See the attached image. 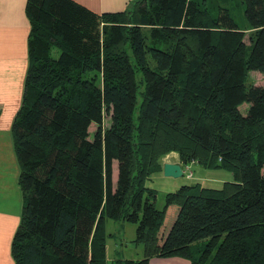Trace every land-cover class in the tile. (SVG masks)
<instances>
[{"label": "trees", "instance_id": "obj_1", "mask_svg": "<svg viewBox=\"0 0 264 264\" xmlns=\"http://www.w3.org/2000/svg\"><path fill=\"white\" fill-rule=\"evenodd\" d=\"M243 3L246 27L199 0L104 13L26 0L28 68L11 128L23 194L14 264H106V219L136 223L143 246L142 258L115 264H264V85L247 83L264 72V0ZM172 151L182 168L197 160L231 177L184 184L159 209L146 182Z\"/></svg>", "mask_w": 264, "mask_h": 264}, {"label": "crops", "instance_id": "obj_2", "mask_svg": "<svg viewBox=\"0 0 264 264\" xmlns=\"http://www.w3.org/2000/svg\"><path fill=\"white\" fill-rule=\"evenodd\" d=\"M96 13L118 12L126 8L133 0H75ZM26 0H0V264H14L11 256V243L13 235L20 222L23 207V194L19 185L20 167L16 158L13 138L12 123L18 113L24 94L25 75L28 68V51L30 42V22L25 13ZM182 163L177 152H170L161 158V169L153 176H163L164 163ZM197 184L201 187L219 188L222 183L230 179V173L223 169H208L201 164L197 165ZM215 171V172H210ZM224 171V172H220ZM164 184L168 187L153 188L161 192L164 205L165 195L175 191L181 185L174 178H167ZM202 182L209 183L204 185ZM194 183V184H195ZM116 220H105L107 227L115 225ZM128 222V221H122ZM129 223V222H128ZM134 230L135 239L136 223ZM123 227V223H120ZM129 228V227H128ZM131 229V228H130ZM111 232L106 236L111 237ZM106 237V238H107ZM107 238V239H108ZM140 254H143V246ZM139 253L132 260L140 259ZM130 259V258H127ZM149 264H189L183 257H153Z\"/></svg>", "mask_w": 264, "mask_h": 264}, {"label": "rangeland", "instance_id": "obj_3", "mask_svg": "<svg viewBox=\"0 0 264 264\" xmlns=\"http://www.w3.org/2000/svg\"><path fill=\"white\" fill-rule=\"evenodd\" d=\"M201 4L208 9L210 8L211 10H214L217 5L221 6H226L229 8L232 17L234 18L235 22L238 24L239 27H246L247 21L244 17L243 13V7L244 3L243 0H199ZM146 29V28H144ZM246 37H245V44L247 47V51L249 49L250 44L253 42L255 34L254 31L251 29L246 30ZM157 32L155 29H153V32L150 33V37L148 38L149 40L147 41L149 46H155L158 41L155 39V35L157 36ZM154 36V37H152ZM34 48H40L42 43L38 40H34ZM33 44V43H32ZM167 49V48H166ZM101 81V80H100ZM97 82L98 88H102L101 83ZM254 83L257 85H264V72L259 71V70H251L248 72V80L247 83ZM108 107H104V126H108L109 124V114H108ZM247 109L246 104H242L239 107V110L241 112H245ZM95 130V125H91L89 127V132H93ZM170 153V152H169ZM168 154V153H167ZM199 163L197 160H191L184 166L189 167V170L191 171V176H187V174H183L181 177L174 178L177 181L181 182L182 184L185 185H193L195 182H197L196 178L193 177L196 173V168ZM215 172V171H210ZM224 172V171H220ZM226 172V171H225ZM155 176V174H154ZM153 176L152 180H148L146 182V185L149 187L157 188V187H165L167 188L168 186L164 184L166 180H170L167 178H173V177H161V178H156ZM113 179L115 181L116 179V163H114V170H113ZM204 185H208L209 183L202 182ZM162 193L157 192V205L161 206L162 203ZM174 214V209L170 211V213L167 215V220H171L172 216ZM120 223H123V227H121ZM129 227V228H128ZM135 227V224L132 222H122V221H116L115 225H112L111 227H107L106 233L111 232V237L106 238V264H115L117 259H133L136 257V253H139V257L142 258L143 254H140L142 251V244L135 243L132 241V238L134 237V230L132 228ZM131 228V229H130ZM106 229V226H105Z\"/></svg>", "mask_w": 264, "mask_h": 264}, {"label": "water", "instance_id": "obj_4", "mask_svg": "<svg viewBox=\"0 0 264 264\" xmlns=\"http://www.w3.org/2000/svg\"><path fill=\"white\" fill-rule=\"evenodd\" d=\"M163 175L167 177L178 178L183 175V169L179 163H164L163 164Z\"/></svg>", "mask_w": 264, "mask_h": 264}, {"label": "built area", "instance_id": "obj_5", "mask_svg": "<svg viewBox=\"0 0 264 264\" xmlns=\"http://www.w3.org/2000/svg\"><path fill=\"white\" fill-rule=\"evenodd\" d=\"M182 169H183V174H187V176H191V171L189 170V167L184 166Z\"/></svg>", "mask_w": 264, "mask_h": 264}]
</instances>
